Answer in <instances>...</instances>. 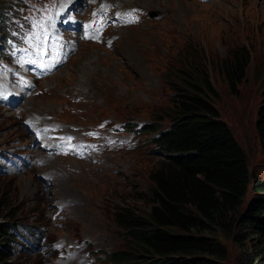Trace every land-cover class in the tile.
<instances>
[{"label": "rangeland", "instance_id": "1", "mask_svg": "<svg viewBox=\"0 0 264 264\" xmlns=\"http://www.w3.org/2000/svg\"><path fill=\"white\" fill-rule=\"evenodd\" d=\"M99 1L73 0L69 7L77 5L79 9L65 7V11L82 28L85 12L86 26L99 29L93 22L106 21L99 31L107 35L114 27L112 16L119 4L135 15V7L129 4L133 1L145 8L141 28L157 24L154 33L129 32L113 45L96 35L40 87L38 83L35 88L17 82L19 73L11 69L26 66L18 62L8 66L10 76L3 73L1 78L0 223L9 224L13 240L7 245L0 239L9 252L0 264H119L107 255L127 245L126 231L115 214L123 207L136 213L149 210L153 202L149 173L165 157L152 140L156 132L145 130L142 125L156 123L160 129L170 125L174 112L172 96L193 66L207 69L218 92L214 98L218 116L243 149L248 170L253 175H264V152L255 129L264 76V0H159L163 5L166 2L169 10L148 0ZM31 6L25 0H0V39L16 34L13 24L17 22L12 19ZM102 10L108 12V18L96 14ZM131 39H138L137 46H146L137 52L130 46ZM239 47L247 49L249 61L243 78L232 90L216 62L228 49ZM6 53L5 46H0V60L9 63L3 55ZM28 67L31 66L25 68ZM99 70L127 80L126 84L114 85L123 87V96L120 90L116 97L108 99L112 91L109 86L102 92L105 101L100 100L102 93L95 96L98 99L93 98V91L100 88ZM76 93L88 101L76 102ZM15 95L19 100H15ZM48 114L88 129L105 119L108 124L99 127L109 132L101 131L103 135H115L111 126L120 125L123 149L114 147L107 151L110 142L101 143L95 161L87 156L75 160L71 156L54 158L52 154L37 157L39 149L37 143L32 145L34 138L29 133ZM27 153L31 154L30 160ZM6 156L20 159L21 162L12 160L23 168L15 172ZM62 168L65 172L60 171ZM44 170L51 174V184L43 180ZM57 174L58 181L52 185ZM62 178V183L66 182L63 187ZM222 242L226 256L221 264H239L236 245L228 238H222Z\"/></svg>", "mask_w": 264, "mask_h": 264}, {"label": "trees", "instance_id": "2", "mask_svg": "<svg viewBox=\"0 0 264 264\" xmlns=\"http://www.w3.org/2000/svg\"><path fill=\"white\" fill-rule=\"evenodd\" d=\"M248 61L247 49L239 47L216 62L230 89L243 78ZM192 68L172 96L170 125H142L156 132L152 140L165 157L149 173V210L115 212L127 237L125 248L107 253L116 263L221 264L222 238H228L237 247L239 264H264V175L250 173L243 149L219 118L218 92L207 69ZM260 100L255 129L264 152V76ZM10 229L0 223V239L7 245L13 240ZM3 246L0 263L9 255Z\"/></svg>", "mask_w": 264, "mask_h": 264}, {"label": "bare ground", "instance_id": "3", "mask_svg": "<svg viewBox=\"0 0 264 264\" xmlns=\"http://www.w3.org/2000/svg\"><path fill=\"white\" fill-rule=\"evenodd\" d=\"M26 1L27 4L30 5L33 4V6H31V8H29L27 11L20 13L19 14L20 18H18L19 22L13 24V26H17L18 24H21L23 22H30L33 25V30L35 31V35L39 32H43L44 35H46L47 47L53 50V55L50 58L49 65L46 66V68L48 69L45 75H43L42 77H36L34 75L35 72L31 69V67L25 68L26 66H30L27 65L25 62L19 63L20 65H23V67L26 65L24 68L20 67L18 69L17 68L11 69V71L13 70L18 71L19 75L16 78L19 84H22V86L34 85V87L36 88L35 86L36 83H38L40 87V83L44 84L46 78H48L53 74H57L58 70L63 68L69 62V60L71 59L70 56L73 53L79 51L83 43H90L91 40H94L95 36L100 31L95 27L84 25V19L88 15L87 12H85L84 17L82 18V23H83V28H82V24L65 11L66 4L70 3L71 0H25V2ZM79 1L81 2V0ZM148 1L157 3L161 7L166 8L168 10L171 9L170 7L167 6L166 2L163 5L159 2V0H148ZM164 1H168V0H164ZM99 3H103V0H100ZM129 4L131 7L132 6L135 7L136 10L135 15H133L134 12L133 10L128 11L127 9L122 7L121 4H119L118 8L115 10L112 16V22L114 25L112 31L107 35L105 33H100V35L97 36V39L100 37H105L107 43L113 45V43L114 44L116 43L117 39H121L122 35L129 32H137L141 30L142 34L146 33V35L154 33L153 29L157 24H155L153 28H146V25L143 28H141V25L145 20V8L143 6H140L139 4L138 5L134 4L133 1H130ZM169 14L170 12L166 13V16H168ZM65 26H75L76 28H78V30L67 29ZM89 27L92 29L91 33L90 32L87 33L85 31ZM131 41H129L130 46L134 47L135 51L137 52H139V49L141 47L146 46V44L137 46L138 39H131ZM54 57L58 59V65L56 68L52 69L51 66ZM132 57L135 58L133 55ZM135 62L137 65L139 64V60L136 59ZM3 73L4 72L0 67V81L3 76ZM97 73L100 76V80L98 83V88L99 87L100 88L98 91L97 89L95 92L93 91V98L98 99L95 96L98 93H102L104 90H107L109 86L111 87L112 91L110 92L111 94H108V99L112 100L114 97H116V95L119 94L120 90H121V96H123V90H122L123 87H116L114 85L119 82L126 84L127 80L124 81V80H120L121 78H114L113 76H110L107 71L103 72L102 70H99ZM111 80H116V81L113 82ZM103 94L104 93H102V96L104 97L100 100L105 101L106 97ZM10 96L12 95L10 94ZM73 97L75 98L76 102L88 101V98L86 97L85 99H82L84 97L81 96V93H76L75 95H73ZM104 124H108L107 120L105 119L101 120V122L96 125H89L90 129H88V126L79 127L77 126V122L75 123L69 120L66 121L55 114H48L47 119L39 126L35 127V129H32L29 134L31 137L34 138L32 145H35V143H37L36 146L39 149L37 153L38 154L37 157H40L42 155L49 156L52 154L54 158L71 156L72 159L75 160V159H82V157L87 156L88 159L92 158L94 160L95 159L94 156L100 154L97 150H98V145L101 143L107 144V142H110V144L107 145V147L105 148V150L107 151L113 149L114 147H117L118 149H123L124 136L122 135L120 125L116 124L111 126V128L116 133L115 135L111 136L109 135V133H107V135H103V132H101L105 130H103L99 126H102ZM105 132H109V131H105ZM28 155L31 154L27 153V159L30 160ZM6 157L10 159L11 164H13V169L15 170V172H17L20 168H23L20 165H15L12 160L15 159L21 162L20 159L9 156ZM70 170H71V166H70ZM22 171H24V169ZM44 171L46 172V175L44 176L43 180L48 184H51V179H52L51 174L48 172V170H44ZM60 171L65 172V169L62 168ZM57 181H58V174L53 178L52 185H56ZM62 181L63 178L61 180V183ZM63 183L66 182L64 181ZM63 183H62V187H63ZM26 185L27 184L25 183V186ZM65 201L72 202V200H66V199Z\"/></svg>", "mask_w": 264, "mask_h": 264}]
</instances>
